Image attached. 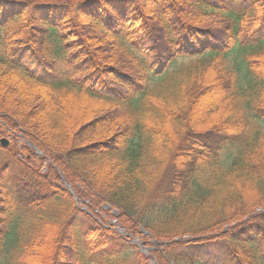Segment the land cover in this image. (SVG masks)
<instances>
[{"label": "trees", "instance_id": "16d2710c", "mask_svg": "<svg viewBox=\"0 0 264 264\" xmlns=\"http://www.w3.org/2000/svg\"><path fill=\"white\" fill-rule=\"evenodd\" d=\"M257 123L264 0H0V150L33 211L9 220L2 164L0 264H264Z\"/></svg>", "mask_w": 264, "mask_h": 264}, {"label": "rangeland", "instance_id": "374dc122", "mask_svg": "<svg viewBox=\"0 0 264 264\" xmlns=\"http://www.w3.org/2000/svg\"><path fill=\"white\" fill-rule=\"evenodd\" d=\"M123 42H125L122 39ZM235 56V55H233ZM238 60V59H235ZM36 67V66H35ZM34 67V68H35ZM39 69V68H38ZM40 71V70H39ZM239 77H240V81H241V88H240V92H242L240 97V103L242 106V109L245 110V112L247 111V113H249V115H251L252 119H253V113H251V108L249 106V104L247 103L249 96L247 95V93L245 92V81L243 80L244 77V73L243 70H241V72L239 73ZM254 120V119H253ZM252 123H254V121H251ZM257 128L258 132L261 131L262 133L264 132V124L263 123H257V125L254 127ZM14 134L18 135V139L20 141V143H22V141H24V135H22V133H17V132H13ZM12 135L9 134V137H11ZM232 150V149H231ZM36 153L40 154L39 151H36ZM233 154V151H229L228 154L224 155V161L228 162L229 159L226 157H230ZM7 155L8 152L6 150H0V166L3 164L4 165V176L6 177V181H5V187L6 190L8 191V208L6 210L8 217H10L9 220H13L18 214L22 215V214H26V215H30L33 211H31V209H29L28 205H27V201H26V197L24 195V192L26 190H24L26 188V184L24 181H22L20 178H18V175H20L22 173V171L24 170V168H22V166L19 164V161L16 160L15 158H11L7 161ZM31 160L33 161V159L31 158ZM45 170V169H43ZM77 206L79 209H81V211H83L82 215H76L77 216V223H78V228L80 230H82L85 226H93L94 224L92 223V220L88 217V212L86 211L87 207L83 206L81 201L75 197ZM102 208L104 209H109L105 204L102 205ZM113 215L116 214V212L114 210L110 211ZM54 215V213L52 214V216ZM50 216V215H49ZM106 225L110 227L111 230L114 231L115 234H120V227L118 226L117 223H115L114 219L108 218ZM15 226L14 224H12V227ZM140 229H142L141 227H139ZM12 235H14V232L12 233ZM124 238V237H122ZM125 240H130V241H125L124 244H138L137 248H135V250H139V247H141V249L143 248L141 240L138 239V237H133L132 239H130V237H128V239ZM124 244H122L121 242L118 243V245L115 247L116 251H119L120 249H122L121 247L124 246ZM157 246V244H155ZM149 247V246H148ZM151 247V246H150ZM149 247V248H150ZM112 246L110 245L107 249H111ZM144 250V249H142ZM145 251V250H144ZM129 252V254H128ZM127 256H129L131 253L128 250ZM126 256V261L124 264H137V261H135V258L133 257V255L131 254L129 256V258ZM254 263L257 264L258 263V256H255L254 254ZM91 264V263H90ZM94 264V263H93Z\"/></svg>", "mask_w": 264, "mask_h": 264}, {"label": "bare ground", "instance_id": "6f19581e", "mask_svg": "<svg viewBox=\"0 0 264 264\" xmlns=\"http://www.w3.org/2000/svg\"><path fill=\"white\" fill-rule=\"evenodd\" d=\"M212 95H210L208 98L202 99V101L199 103V106L197 108L201 109L202 108V102L203 104L208 103L211 99H213L217 94H218V89L216 87H212ZM198 109V110H199Z\"/></svg>", "mask_w": 264, "mask_h": 264}, {"label": "water", "instance_id": "95a60500", "mask_svg": "<svg viewBox=\"0 0 264 264\" xmlns=\"http://www.w3.org/2000/svg\"><path fill=\"white\" fill-rule=\"evenodd\" d=\"M8 139L5 137L0 138V146L5 147L8 144Z\"/></svg>", "mask_w": 264, "mask_h": 264}]
</instances>
